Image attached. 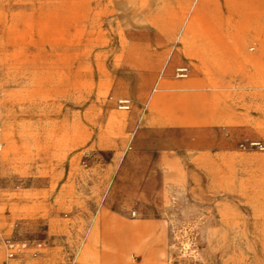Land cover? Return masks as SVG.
Segmentation results:
<instances>
[{
  "label": "rangeland",
  "instance_id": "374dc122",
  "mask_svg": "<svg viewBox=\"0 0 264 264\" xmlns=\"http://www.w3.org/2000/svg\"><path fill=\"white\" fill-rule=\"evenodd\" d=\"M252 143L264 0H0V264H264Z\"/></svg>",
  "mask_w": 264,
  "mask_h": 264
},
{
  "label": "crops",
  "instance_id": "0c3cea01",
  "mask_svg": "<svg viewBox=\"0 0 264 264\" xmlns=\"http://www.w3.org/2000/svg\"><path fill=\"white\" fill-rule=\"evenodd\" d=\"M176 56H178V57H181V56H188V57H191V56H189V55H187L186 53H184L183 51H177L176 52ZM200 56H202V55H200L199 54V57L197 58H195L196 60L195 61H197V69L198 70H201L202 69V66H203V63H201L200 61ZM192 58V57H191ZM180 60H182V59H180ZM179 60V61H180ZM178 61V62H179ZM178 62H176V63H178ZM175 64V63H174ZM180 67H187V66H180ZM180 67H178V68H180ZM177 68V69H178ZM180 80V79H179ZM192 81H190V82H187V83H184V84H182V85H180V86H178V88L177 89H188V88H190L191 87V85H192ZM160 96L159 95H156L153 99H152V101L150 102V110H154L156 107H157V105H158V103L160 102V98H159ZM125 100V99H124ZM121 120H122V122L125 124V122H126V120H127V116L126 115H124V116H121ZM147 119H145L144 120V123H146L147 121H146ZM197 121L196 120H193L192 118H185V117H181V118H177V119H162V120H157L156 121V124H159L160 126H162V128L164 129V128H166V129H168L169 127H172V126H175V125H185V124H189V123H196ZM169 126V127H168ZM181 130V129H180ZM179 174V173H178ZM178 174H174V175H168L167 174V177H170V178H168V180L171 182L172 180V178L171 177H174V176H177ZM183 176V175H182ZM39 260V259H38Z\"/></svg>",
  "mask_w": 264,
  "mask_h": 264
},
{
  "label": "bare ground",
  "instance_id": "6f19581e",
  "mask_svg": "<svg viewBox=\"0 0 264 264\" xmlns=\"http://www.w3.org/2000/svg\"><path fill=\"white\" fill-rule=\"evenodd\" d=\"M17 35V34H16ZM181 43H182V45H183V47H182V49H181V51H183L184 53H186L187 55H189V56H191L193 59H195V56H192V54L189 52V48H190V42H189V39L188 38H186V37H182L181 38ZM179 52V51H178ZM196 60V59H195ZM201 62V61H200ZM201 63H203V62H201ZM259 128L261 129V130H263V125H260L259 126ZM260 130V131H261ZM174 177H177V178H175V179H171L172 181V183H179L181 180H182V174H178L177 176H174ZM90 233H91V235L92 236H94L93 238H92V240L93 241H95L94 239H95V237H97L98 236V227H97V225L96 224H94L93 226H92V228H91V230H90ZM104 245V244H103ZM85 250V249H84ZM37 257H32V256H29V255H24V256H22V257H19V258H17V259H15L14 260V262L12 261V263L14 264V263H18L19 261H22V262H33L34 264H36V261L40 258V256H41V252H38L37 254Z\"/></svg>",
  "mask_w": 264,
  "mask_h": 264
},
{
  "label": "built area",
  "instance_id": "2783aa9c",
  "mask_svg": "<svg viewBox=\"0 0 264 264\" xmlns=\"http://www.w3.org/2000/svg\"><path fill=\"white\" fill-rule=\"evenodd\" d=\"M189 73H190V70L188 67H180V68L176 69L175 75H176L177 79L183 80V79L188 78ZM118 104H119V108L121 110L127 111V110H130V108H131V103L129 100H120ZM251 145L260 147L264 150V147L262 146L261 143H252ZM22 249H24V247H18L17 251L21 252ZM16 257H18V253H11L8 256L9 259H15ZM5 264H10V263H5Z\"/></svg>",
  "mask_w": 264,
  "mask_h": 264
}]
</instances>
